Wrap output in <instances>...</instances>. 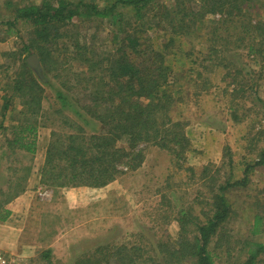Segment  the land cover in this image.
Masks as SVG:
<instances>
[{
    "label": "trees",
    "instance_id": "obj_1",
    "mask_svg": "<svg viewBox=\"0 0 264 264\" xmlns=\"http://www.w3.org/2000/svg\"><path fill=\"white\" fill-rule=\"evenodd\" d=\"M13 11L7 25L23 22L29 30L21 51L9 53L13 63L2 64L10 92L0 89V136L7 143L0 149L8 159L22 152L35 156L46 87H52L59 104L55 113L65 127L53 123L40 182L55 190L104 188L125 172L141 168L149 148L168 151L178 170L186 168L196 177L195 167H185L192 150L186 134L189 122L172 117L175 106L185 101L187 79L176 71L173 61L180 55L190 59L194 76L188 77V83L193 86L200 79L194 95L210 92L212 75L218 73L224 91L235 100L236 94L245 96L250 84L244 81L253 73L244 58L264 59V0H108L103 6L97 0H37L13 7ZM104 20L113 28L111 46L102 51L94 36H81L78 29L85 22L101 24ZM194 36L205 51L182 49L185 39ZM32 55L37 56L40 70L30 65ZM232 55L238 56L235 62ZM254 85L255 99L264 107L256 95L257 80ZM231 108L232 117L238 120L237 110ZM14 110L18 114L12 117L19 123L9 130L6 117ZM258 114L261 117L252 122V131L244 135L245 144L252 146L255 141L256 147L251 160L242 164L240 177L233 175L230 147L225 150L228 169L224 177L211 175L209 166L198 169L209 192H202L203 199L197 197L200 208L178 211V239H159L151 255L141 245H119L101 259L89 255L75 264H105L111 259L117 264H218L223 256H230L234 232L227 224L234 206L228 195L248 187L253 171L264 168V126L253 130L264 120V113ZM258 142L263 145L257 147ZM11 170L8 191L0 188L4 196L0 221L11 215L6 205L26 191L33 167ZM258 204L250 219L251 235L264 232V200ZM244 244V259L236 264H264V244L252 239ZM50 257V251L43 254L46 260Z\"/></svg>",
    "mask_w": 264,
    "mask_h": 264
},
{
    "label": "rangeland",
    "instance_id": "obj_2",
    "mask_svg": "<svg viewBox=\"0 0 264 264\" xmlns=\"http://www.w3.org/2000/svg\"><path fill=\"white\" fill-rule=\"evenodd\" d=\"M35 1L37 0H0V89L5 88L8 92V76L2 64L13 63V57L9 56V53L16 54L21 51L22 40L27 38L29 25L18 22L10 26L7 21L13 17V7ZM97 1L103 6L108 0ZM164 1L169 3L172 0ZM79 26L81 36H94L99 50L109 49L113 26L108 21L104 20L101 24L85 22ZM199 40L196 36L186 38L182 49L188 52L193 47L197 51H205ZM243 54L245 55V52ZM180 56L173 61V65L176 71L187 78L183 90L185 101L175 106L172 117L189 122L186 134L192 142V150L187 154L185 167H195L197 176L193 177L186 168L178 170L168 151L149 148L142 167L134 172H125L109 186L110 190L96 191L90 195L74 193L67 201V192H75L74 188L55 190L47 187L40 182L38 174L51 140L53 123L64 125L63 119L55 113L59 104L54 89L46 87L43 101L45 114L39 117L41 127L35 156L22 152L8 159L9 156L1 153L0 149V188L4 191H8L9 180L13 178L11 169L29 165L34 169L32 181L27 183L29 199L13 206L11 203L25 195L26 191L21 193L6 205L11 215L6 221H0V249L5 255L16 257L18 264H75L78 259L89 255L90 258L101 259L105 253L109 254L119 245H141L147 249V254L151 255L149 251L159 239H178V211L191 207L195 210L200 208L196 202L197 197L203 199V193L208 194L209 190L203 187L198 169L209 166L211 175L224 177V172L228 169V160L224 158L225 150L230 147L234 153L233 169L231 167L233 175L241 176L242 164L251 160L254 156L253 149L256 147L255 141H252V146H247L244 135L247 131H252V122L261 117L258 111L264 113L263 103L255 99V93L252 91L257 80L256 95L264 101V59L251 56L244 58L243 63L253 72L244 81L250 86L246 88L245 96H242V93L236 94L234 100L233 96L231 99L229 93L224 91V82L218 73L212 75L210 92L194 95V91L199 88L200 79H197L196 85L188 83V77L194 76L189 70L190 59ZM237 58L238 56L234 55L230 57L234 62ZM241 62L242 59L238 62L240 68ZM238 77L240 80L241 76ZM48 79L54 82L51 74H48ZM77 97L83 98L82 95ZM2 105L0 101V123ZM232 106L237 110L238 120L231 115ZM248 108L252 111H248ZM66 113L73 116L71 110ZM14 114H18V110L10 111L6 117L5 125L10 127L9 130L13 124L19 123V120L12 117ZM259 125L264 126L263 119L255 124L253 130ZM94 126H89V130ZM257 144V147L263 145L259 142ZM1 145H7L2 136ZM24 173L21 172V175ZM40 187L49 189L52 196L40 197ZM228 197L234 206V213L227 224L234 232L231 239L233 250L230 256H223L218 264H236L239 259H244L242 251L246 240H257L264 244V232L258 235L249 233L250 219L252 220L254 211L260 206L258 201L264 200V168H256L250 175L248 187L232 191ZM1 198L4 199V196H0ZM71 198L75 199L74 204L71 203L74 202ZM47 251H50V260L43 258ZM105 264L117 263L111 259Z\"/></svg>",
    "mask_w": 264,
    "mask_h": 264
},
{
    "label": "crops",
    "instance_id": "obj_3",
    "mask_svg": "<svg viewBox=\"0 0 264 264\" xmlns=\"http://www.w3.org/2000/svg\"><path fill=\"white\" fill-rule=\"evenodd\" d=\"M44 159H45V155H44ZM42 164H44V162H42ZM43 166V165H42ZM33 172L31 173V178H29V181H28V183H31V181H32V176H34L33 175V173H34V169L32 170ZM39 174V179H40V177H41V171L38 173ZM116 182V181H115ZM114 183V182H113ZM113 183H111V184H113ZM111 184H109L108 186H106V187H104V188H98V189H93V188H88V187H80V188H74L73 190H76L75 192L73 191V192H67V194H66V197H65V199L68 201L69 200V197L70 196H72L74 193H79V194H83V193H87V194H91V193H95L96 191H102V190H110V189H108L109 188V186L111 185ZM108 192V191H107ZM30 195H29V193H28V191H26L25 192V195L23 194V196H20L19 198H17L16 200H14L11 204H13V206H15V205H17L18 204V202H22L23 200H27V199H29L28 197H29ZM52 196V195H51ZM71 201H74V202H71V203H75V199H73V198H71L70 199ZM13 207H12V205H11V209H12ZM12 210H14V209H12Z\"/></svg>",
    "mask_w": 264,
    "mask_h": 264
},
{
    "label": "built area",
    "instance_id": "obj_4",
    "mask_svg": "<svg viewBox=\"0 0 264 264\" xmlns=\"http://www.w3.org/2000/svg\"><path fill=\"white\" fill-rule=\"evenodd\" d=\"M38 192H39V196L42 198H48V197H51L52 195V192L45 187H40ZM18 263L19 261L16 257H8L0 249V264H18Z\"/></svg>",
    "mask_w": 264,
    "mask_h": 264
},
{
    "label": "water",
    "instance_id": "obj_5",
    "mask_svg": "<svg viewBox=\"0 0 264 264\" xmlns=\"http://www.w3.org/2000/svg\"><path fill=\"white\" fill-rule=\"evenodd\" d=\"M28 61H29L30 65L33 66L34 68H37L38 70L41 69V68H39L40 67V63H39V60H38L36 55L30 56Z\"/></svg>",
    "mask_w": 264,
    "mask_h": 264
}]
</instances>
